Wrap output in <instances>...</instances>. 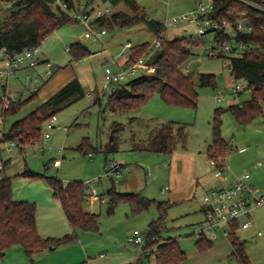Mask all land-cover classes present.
Listing matches in <instances>:
<instances>
[{
    "label": "rangeland",
    "instance_id": "obj_1",
    "mask_svg": "<svg viewBox=\"0 0 264 264\" xmlns=\"http://www.w3.org/2000/svg\"><path fill=\"white\" fill-rule=\"evenodd\" d=\"M136 1L149 17L162 21L165 17L187 12L198 0ZM84 2L82 0L81 4ZM104 6H109L111 13L118 9L129 11L123 4L110 6L101 0H90L88 8L93 7L94 10ZM11 8L9 0H0V21L9 15ZM86 30L82 22L58 27L39 45L36 56L40 63L37 66L17 70L10 76L7 86L0 81V97L6 93L9 98L24 101L16 113L6 117L0 115V138L12 121L40 105V96H31L50 78L44 76L45 55H48V62L53 68L73 69L82 87L90 92L57 111L54 127L48 131L49 140H44L42 127L38 143L24 145L22 149L12 146L8 151L9 144L0 143V176L11 177L14 199L35 204L38 234L42 238L61 237L75 231L77 238L55 247L49 245L31 254L19 244L12 245L3 255L0 254V264H136V256L141 254L145 241L135 245L128 241V237L137 229L146 238L151 231V223L157 221L162 213L156 204L159 202L165 217L156 232L157 239L159 242L167 238L177 240L186 255L179 264L230 263L234 259L229 257V244L224 237L214 240L213 248L204 252L198 251L195 246L199 237L194 231L204 218L203 195L208 187L218 183L208 164L214 112L217 108L222 109L218 115L220 135L231 149L225 157L226 163L234 172L250 171L242 164L249 158L256 157L257 160L264 157V102L261 103L262 113L252 119L245 122L235 119L227 107L242 103L250 93L228 94L230 84L242 83V80H235L230 75L226 57L207 56L206 46L213 42V32H207L202 36V44L191 49L190 58L182 66L183 72L187 68V72L194 76L200 73L215 75V87L200 86L196 82L198 96L195 107L167 104L155 93L140 108L112 112L106 105L107 94L102 93L106 64L114 67L112 58L121 52L126 42L132 45L151 43L156 36L141 23L113 28L99 39L85 38ZM164 35L167 39L195 37L196 31L192 24L173 23L166 26ZM75 42L84 45L90 52L82 63L76 64L66 49ZM39 73L43 76H37ZM141 73L151 77L154 70L147 68ZM217 90L226 93L220 101L213 98ZM163 127L176 137L171 152H156L150 147L152 138ZM181 132L186 137L184 145L177 136ZM113 134L117 136L116 149L105 151L104 146ZM84 138L95 150L85 153L77 149ZM240 148L244 151H239ZM54 159L60 161L57 168L52 165ZM110 161L123 166L119 177L105 175ZM25 171L53 176L64 183L81 181L87 195L84 209L98 214V231L73 230L46 180L22 175ZM109 189L118 193L140 194L153 202L138 213H132L124 202H119L112 212H108ZM251 214L256 228L239 229L238 236L244 242L252 264H264V205L253 209ZM155 256L154 251L149 257L142 255L141 264H155Z\"/></svg>",
    "mask_w": 264,
    "mask_h": 264
},
{
    "label": "trees",
    "instance_id": "obj_2",
    "mask_svg": "<svg viewBox=\"0 0 264 264\" xmlns=\"http://www.w3.org/2000/svg\"><path fill=\"white\" fill-rule=\"evenodd\" d=\"M7 1V0H6ZM11 10L9 15L0 21V46H5L8 53L21 52L24 49L38 48L41 42L55 29L66 24L78 22L73 13L91 11L88 8L90 0H9ZM110 6L123 4L129 9H118L96 19L93 25L96 28H105L106 31L113 28H124L134 24H144L156 37L161 38L159 47L153 49L150 57L145 60L146 68H152L154 75L146 77L142 73L127 82L120 83L113 94L107 95L106 105L112 112H122L140 108L155 93H158L164 102L170 105L195 107L198 93L195 89L196 82L200 86L215 87V75L212 73H200L194 76L192 73L183 72L182 66L191 56V49L202 44V40L192 37L180 36L171 39L165 38V27L162 21L151 18L136 0H101ZM264 6V0H250ZM82 6V7H81ZM109 7V6H108ZM110 8V7H109ZM211 18L216 21L225 20L233 28L238 19L243 17L252 29L241 34L236 31L235 36L223 34L221 31L213 33V42L216 46L224 44L233 45V42L241 41L251 45L244 52H237L231 48L230 52L220 54L229 61L230 75L235 80L245 81L251 87L248 99L238 104L227 107L235 119L245 122L262 113L261 103L264 102V13L250 7L238 0H215L211 10ZM150 48L149 42L132 45L128 56L131 60L144 55ZM68 52L73 60L83 59L90 55L89 50L79 42L68 47ZM87 94L78 79H73L46 102L38 105L34 110L22 118L11 122L10 126L2 131L0 143L8 140H16L18 147L22 144L39 142L43 124L57 111L67 107L74 101ZM36 92L32 94L34 97ZM100 99L98 98L97 101ZM24 101L12 100L6 108L0 107V115L6 117L16 113ZM221 108L215 109L213 123L212 143L208 147V156L214 151L225 158L231 151L229 144L221 138L220 119ZM179 140L184 145L186 137L178 133ZM116 134H113L110 142L104 146L105 151L116 149ZM176 137L165 127L155 135L150 147L156 152H171L175 146ZM77 149L89 153L95 150L88 139L84 138L77 145ZM4 165V163H3ZM22 175L27 177H41L46 180L52 189L53 197L58 201L63 214L73 230L98 231V214L87 212L83 208L86 197L85 186L81 181L62 182L56 177L45 176L33 171H25ZM108 212L119 202L128 204L132 213H138L145 209L153 200L140 194L118 193L108 190ZM162 212L157 221L151 223V231L145 238L143 249H150L156 245L155 264H179L185 258V252L181 249L176 239L167 238L162 242L158 239L152 241L151 236L156 235L160 222L164 219L162 203H156ZM36 206L32 202L16 200L12 195L11 177L0 176V254L12 245L19 244L31 254L52 245L53 247L67 243L77 238L75 231L61 237L42 238L36 228ZM232 232L228 236L231 246L229 257L239 264H251L245 251L244 242L236 232V224L232 226ZM213 241L204 237L195 241L198 251L204 252L210 249ZM149 257L150 252L144 254ZM141 257L136 264H141Z\"/></svg>",
    "mask_w": 264,
    "mask_h": 264
},
{
    "label": "built area",
    "instance_id": "obj_3",
    "mask_svg": "<svg viewBox=\"0 0 264 264\" xmlns=\"http://www.w3.org/2000/svg\"><path fill=\"white\" fill-rule=\"evenodd\" d=\"M59 0H57L58 2ZM215 0H206L203 3L201 0L195 2L193 8L172 17H165L162 20L164 27L173 23H189L195 27L196 36L193 39L202 40V36L207 32L221 31L223 34H229L230 36H235L236 31L241 34L250 31L252 29L251 24H249L243 17L237 20L235 28H233L225 20L219 22L211 18V10L213 8V3ZM250 7L259 10L264 13V6L254 3L250 0H238ZM82 7V6H81ZM110 13V8L104 6V8H97L91 11H83L73 13L72 16L78 21L82 22L86 27L84 32L85 38L99 39L107 33L105 28H96L93 22L101 18L103 15ZM161 44V38L156 37L151 43L150 48L141 57L131 60L128 53L125 50H129L132 47L131 42H126L122 46L121 52L112 58L114 67L110 65L105 66L103 72V87L102 93L107 95L113 94L117 86L120 83L127 82L128 80L138 76L146 68L145 60L150 57L153 49L159 47ZM235 48L237 52H244L251 45H247L241 41H234L233 45L224 44L222 47H218L214 42H209L206 46L208 57H219L220 54L230 52L231 48ZM68 49V48H67ZM264 51V49L261 48ZM38 53V48L24 49L21 52H16L9 54L5 46H0V57L4 56L7 58V66L4 69H0V81L7 86L10 76L17 70L22 64L26 63L29 67H35L40 63L36 54ZM76 63L82 62L83 59L75 60ZM45 71L44 76L50 77L56 70L53 68L52 64L48 61H44ZM185 72L188 71L187 68L184 69ZM42 77V73L37 74V76ZM29 75H27V78ZM38 78V77H37ZM5 89V88H4ZM228 94L237 95L243 91H248L250 93L251 87L245 81L242 83L233 82L228 87ZM5 92V90H4ZM90 92L87 93L89 95ZM226 93L222 90H217L213 95L215 101H220ZM14 100L9 98L6 93L0 97V107L6 108L9 103ZM241 106V103H238ZM56 115H52L43 124V138L44 140H49L50 135L48 131L54 127L56 122ZM8 143L6 150H10L12 146H18L16 140L5 141ZM38 143V141L34 142ZM31 143V144H34ZM29 145V144H22ZM244 148H240L239 151H243ZM59 159L52 160L53 167L59 166ZM208 164L211 168L213 177L218 180L216 185L208 187L203 195V221L200 222L194 231V234L199 238H206L214 241L219 235L223 236L228 240L229 234L232 232V225L236 224V232L239 229H246L253 225V219L250 216V211L262 204H264V181L255 182L250 171L244 170L241 172H234L230 169V166L226 163L225 158L212 152L208 156ZM253 168L257 170L264 171V157L257 159L253 162ZM2 168V162L0 161V169ZM123 166L116 162L110 161L105 168V175L119 177L121 175ZM157 236L152 235L151 240L154 241ZM128 241L135 245H141L145 241V237L137 230L134 229L131 235L128 237ZM156 252V247L151 249H142L141 254L136 256V258L141 257L147 252ZM103 256V254H100ZM228 264H237L234 260Z\"/></svg>",
    "mask_w": 264,
    "mask_h": 264
},
{
    "label": "crops",
    "instance_id": "obj_4",
    "mask_svg": "<svg viewBox=\"0 0 264 264\" xmlns=\"http://www.w3.org/2000/svg\"><path fill=\"white\" fill-rule=\"evenodd\" d=\"M68 48V47H67ZM66 48V49H67ZM48 55H45V58L44 61H49L48 60ZM50 58V57H49ZM83 62V61H82ZM81 62V63H82ZM76 63V62H75ZM8 62H7V58L4 57V56H1L0 57V69H4L6 68ZM77 64V63H76ZM31 68H34V67H29L27 66L26 63L22 64L17 70H20V71H23L21 69H24V70H28V69H31ZM17 70H15V72H17ZM14 72V73H15ZM13 73V74H14ZM29 78V77H28ZM78 79L79 80V77L78 75L73 71V69L71 68H56V70L53 72V74L50 76V78L45 81L43 87H40L36 90V95L35 96H40V104L46 102L48 99H50L55 93H57L62 87H64L66 84H68L70 81H72L73 79ZM27 79V78H26ZM37 79V78H36ZM34 89V88H33ZM89 92V91H88ZM87 92V93H88ZM244 151V150H243ZM256 160V157L255 158H249L245 161V163L242 164V166H247L248 168H250V172L253 176V180L255 182H259V181H264V171H261V170H257V169H254L253 168V161ZM4 163V162H3ZM168 165H166L165 167H167ZM244 170H248V169H244ZM242 170V171H244ZM241 172V171H240ZM87 196V195H86ZM264 204L260 205V206H263ZM260 206H257V207H260ZM255 207V208H257ZM83 208L84 205H83ZM253 208V209H255ZM252 209V210H253ZM85 210V209H84ZM202 210H203V205H202ZM252 210L250 211V216L252 217ZM86 211V210H85ZM89 212V211H88ZM202 212V211H201ZM202 216H203V213H202ZM253 219V217H252ZM203 220H200L198 222V224L200 222H202ZM197 224V225H198ZM249 228H253L255 229L256 228V224H255V221L253 220V225L250 226ZM248 229V228H246ZM238 233V232H237ZM257 233H260L259 231H257ZM224 239L223 236L219 235L215 240L217 239ZM228 244H229V249L231 250V246H230V243L229 241L227 240ZM213 246L210 248L212 249ZM209 249V250H210ZM251 260V259H249ZM251 262V261H250ZM252 264V262H251Z\"/></svg>",
    "mask_w": 264,
    "mask_h": 264
}]
</instances>
